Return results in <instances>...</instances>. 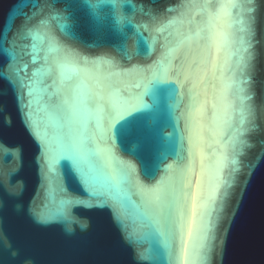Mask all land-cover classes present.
Returning <instances> with one entry per match:
<instances>
[{
    "label": "water",
    "instance_id": "95a60500",
    "mask_svg": "<svg viewBox=\"0 0 264 264\" xmlns=\"http://www.w3.org/2000/svg\"><path fill=\"white\" fill-rule=\"evenodd\" d=\"M25 14L23 99L0 81V264H203L193 199L197 226L223 201L208 264H264V0H0V39ZM189 47L185 81L168 61Z\"/></svg>",
    "mask_w": 264,
    "mask_h": 264
},
{
    "label": "snow or ice",
    "instance_id": "6c2138e0",
    "mask_svg": "<svg viewBox=\"0 0 264 264\" xmlns=\"http://www.w3.org/2000/svg\"><path fill=\"white\" fill-rule=\"evenodd\" d=\"M137 2L142 6V10H146V6L149 3H154L155 0H137ZM254 2V0H252ZM56 3H59V0H56ZM135 5H133L134 7ZM35 11V9H34ZM253 12L256 11L255 8L252 9ZM18 18H14V30L11 32V39L9 37H3L0 39V54H2L5 59L3 62H0V81H3L9 85L10 88L14 90H18L21 92V95L18 97V100L23 99V89H24V80L27 77V69L24 66H21L19 63V53L15 50V41L23 37V33L28 30L27 26L29 21V15L25 14L24 18L20 20L19 24H15V20ZM255 23V17L252 18V24ZM198 34V33H197ZM186 40H190V37H186ZM7 45V47H5ZM184 45V40L178 42L177 47H182ZM11 49V51H9ZM200 53L196 52L194 49L189 47L188 52L184 54L183 60L178 65L171 66V61H168L170 68L169 71H175L177 76H183L185 81L190 80L195 73L191 71L193 64H196V57L199 56ZM167 59V57H165ZM203 62V61H201ZM179 83V80H177ZM138 111V109H132L131 111L127 112L126 116H121L120 120H124L127 117L133 115L134 112ZM120 121H116L119 123ZM26 125L28 126L29 130L32 132L34 137L37 141H40L39 134L32 129L31 125L26 120ZM115 127V124L109 126L108 131L111 132L112 128ZM83 135V132L80 133ZM264 143V141H262ZM111 151V149H109ZM164 182H161V185ZM112 188L115 189V195L117 197L121 196L119 191L118 185H112ZM231 187V186H230ZM139 191L146 195H150L154 198L153 202L160 201L161 197L158 195L159 192L163 191V188L158 185L155 188H144L141 186ZM173 191V199L169 202L166 207H161L160 212L164 217L165 223H169L172 226V235L179 236L183 239L184 236V226H185V214L183 211L182 206L179 203L181 192H177L175 189ZM93 195H103L98 193H93ZM186 196V194H183ZM229 198V193H225L224 200ZM106 203V202H105ZM211 203H216L215 199L211 200ZM209 204L206 201L201 208V224L197 226L196 222V202L193 199L192 203V215L190 220L188 221L187 227V237L188 240H192L194 236V228L195 231V240H196V253L198 259L203 261V264H208L210 261L213 253L217 247V226L221 219V213L223 212V201L221 202V208L219 211H215L216 219L213 221L209 219L208 224L204 223L205 215L207 214V208ZM207 227V231L205 228ZM184 254L185 257L187 256V246L184 247Z\"/></svg>",
    "mask_w": 264,
    "mask_h": 264
}]
</instances>
